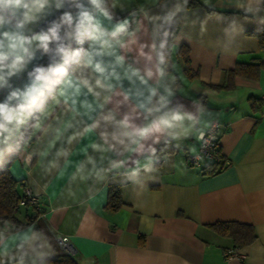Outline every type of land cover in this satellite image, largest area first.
I'll use <instances>...</instances> for the list:
<instances>
[{"label": "clouds", "instance_id": "9594fccd", "mask_svg": "<svg viewBox=\"0 0 264 264\" xmlns=\"http://www.w3.org/2000/svg\"><path fill=\"white\" fill-rule=\"evenodd\" d=\"M262 2L229 6L264 23ZM190 12L189 0H0V171L18 165L43 189L63 179L58 196L77 203L90 182L161 172L185 140L209 148V110H190L176 83L177 17ZM45 227L0 214V264H51L60 237Z\"/></svg>", "mask_w": 264, "mask_h": 264}, {"label": "crops", "instance_id": "0c3cea01", "mask_svg": "<svg viewBox=\"0 0 264 264\" xmlns=\"http://www.w3.org/2000/svg\"><path fill=\"white\" fill-rule=\"evenodd\" d=\"M199 1L203 5L177 17L176 31L179 45L188 47L196 76L183 70L175 53L173 60L187 107L195 111L192 102L198 100L209 110L203 119L222 125L219 144L226 165L219 172L203 175L186 163L185 154L198 147L194 139L183 141L185 151L177 150L161 172H141L135 183L122 177L90 182L78 193L77 203L58 196L63 179L43 189L40 178L26 176L18 165L10 170L33 194L41 193L28 213L36 211L35 219L54 237L67 236L76 264H264V191L259 190L264 185V68L257 79L235 75L232 87L213 86L225 83L227 70L237 62H264V49L250 33L264 23L248 22L229 0ZM257 6L264 8L253 3ZM260 17L264 11L257 21ZM113 183L120 186L117 210L105 207ZM217 221L251 224L256 238L235 246L209 226ZM52 243L56 252L62 250L56 239ZM226 248H236L244 258L225 257Z\"/></svg>", "mask_w": 264, "mask_h": 264}, {"label": "trees", "instance_id": "16d2710c", "mask_svg": "<svg viewBox=\"0 0 264 264\" xmlns=\"http://www.w3.org/2000/svg\"><path fill=\"white\" fill-rule=\"evenodd\" d=\"M264 4V2H262ZM190 6L203 5L199 0H189ZM207 10L212 11L214 8L205 6ZM177 31V25H176ZM257 38L258 46L264 49V25L254 31H250ZM177 59L183 64V70L187 69V73L191 77H195L196 73L191 71L189 66L188 47L180 44L175 52ZM264 68V62L258 60L257 62H237L233 68L227 70L226 81L220 85H213L216 88H230L232 87V78L235 75L257 79L260 70ZM163 147L161 144L158 148ZM224 157L220 154L218 160L210 161L200 167L203 175H213L219 172L225 166ZM25 182L22 179H15L11 172L7 169L0 171V214L18 215L23 208L25 217L35 218L36 211L28 213V209L35 206L28 204L25 200ZM122 204L120 186L118 184H109L107 190V199L105 207L111 210H117ZM23 220V219H22ZM217 233L229 236L235 246H242L252 242L256 238V232L251 224L236 222V221H217L209 224ZM57 255L49 257L51 264H76L72 256L65 253L63 250H58Z\"/></svg>", "mask_w": 264, "mask_h": 264}, {"label": "built area", "instance_id": "2783aa9c", "mask_svg": "<svg viewBox=\"0 0 264 264\" xmlns=\"http://www.w3.org/2000/svg\"><path fill=\"white\" fill-rule=\"evenodd\" d=\"M212 124L214 125L211 134L212 135H216V133L218 132V135L216 137V139L214 141H212V144L209 148L204 149L201 148V143H198V147L196 148L197 152H200L201 154H203V158L199 161H196L194 159V157H192V152H187L185 154V161L189 166H194V167H201L203 166L205 163L210 162V161H214V160H218L220 158V144H219V126L220 123L217 119H212L211 120ZM206 139H208V137H206ZM24 193H25V200L28 202V204L36 206L38 204V202L40 201V198L38 195H35L31 192V190L25 186L24 188ZM60 239L57 240L58 245L60 246V248L67 254H69L70 256H72L73 254V247L71 245V243L68 241L65 243L63 240V237L65 236H59ZM223 255L227 258H233V259H243L244 258V254L240 253L236 250V248H226L223 250Z\"/></svg>", "mask_w": 264, "mask_h": 264}, {"label": "rangeland", "instance_id": "374dc122", "mask_svg": "<svg viewBox=\"0 0 264 264\" xmlns=\"http://www.w3.org/2000/svg\"><path fill=\"white\" fill-rule=\"evenodd\" d=\"M20 210L22 211L21 213H23V212H24L23 208H20ZM21 213H20V214H21Z\"/></svg>", "mask_w": 264, "mask_h": 264}]
</instances>
